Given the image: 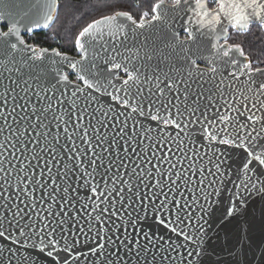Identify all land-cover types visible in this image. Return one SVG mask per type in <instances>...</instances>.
<instances>
[{
    "label": "water",
    "instance_id": "1",
    "mask_svg": "<svg viewBox=\"0 0 264 264\" xmlns=\"http://www.w3.org/2000/svg\"><path fill=\"white\" fill-rule=\"evenodd\" d=\"M5 2L12 3L13 0ZM209 2L210 0L209 10L215 11L216 9L210 8ZM168 5L171 7V3L168 2ZM189 6L195 7L194 0H189ZM198 19L195 11L186 9L178 13L170 12L163 24L154 22L144 29L137 28L128 21V39L123 44L117 43L116 51L128 55V49L136 50L142 46L152 50L154 58L151 61L136 60L135 65L141 67L146 75H151L152 69H156L161 78L163 72L171 71L175 76V70H179L182 78L188 79L187 71L191 61L195 60L196 66H191L195 80L193 87L214 93L215 85L220 79L226 83L229 79L228 67L219 59L213 62L212 47L226 22L222 18V23L213 33L207 28L202 29L197 23ZM56 21L57 19L48 28L40 27L32 33H27L22 28L21 37L29 44L26 41L27 36L49 31ZM7 23V20L0 22V29L6 31ZM189 29L198 37L195 42L187 40ZM232 31L247 33L249 30L238 32L229 27V44ZM173 33L177 34L178 40L186 43L185 49L177 48L172 51L164 48L162 38H170ZM105 39L110 38L106 36ZM220 43H223V40ZM30 45L40 48L34 44ZM109 47L111 48V45ZM41 49H48L44 67L49 71L59 70L67 74L71 84H57L53 76H46L41 81L30 79L31 87L28 88L23 81L30 76L35 77L37 73L17 62L15 65L10 64L9 68L21 69L19 74L11 72V80H17L18 86L10 82L9 72L0 68V169H3L0 171V231L4 232V236H0V264H264V194H257L254 190L246 191L244 187V182L249 176L253 177L255 183V175H259L261 181H264V175H260L257 169L245 175L243 165L246 155L243 149L220 146L214 154L212 148L217 146L210 148L207 141L196 131L189 137L179 129L152 121L147 112L145 116H139L132 113L130 108L125 110L110 96L87 89L81 81H72V77L77 74L68 67V61L81 60V53L77 49L75 55L63 53L57 48ZM157 49H163L166 60L156 53ZM53 50L59 51L62 56H55ZM63 57H67L68 61ZM105 58L107 57H101ZM120 59L118 56L117 60ZM240 59L243 60V57ZM249 59L251 60L250 57ZM97 63L101 73H104L105 68L111 67L110 64L104 65L100 60ZM132 67L133 65L129 64V68ZM213 67L217 68V73L210 71ZM200 72L204 73L203 77H200ZM116 75L119 78L113 83L118 90L127 75L122 70H117ZM6 86L12 89L7 99ZM77 86L82 92L73 97L72 92ZM141 87L145 96H148L147 88L152 87L155 91L154 86L150 84H143ZM161 87H164V84H161ZM45 88L51 91L47 93V98L40 100L35 93L40 92L43 95L41 90ZM107 91L115 94L111 87ZM120 94L123 95L122 92ZM72 100H75L78 106L75 109L72 108ZM50 102L53 107L47 113L48 119L44 121L48 124V129L41 126L33 131L29 127V123L35 121L31 113L32 106L43 109ZM81 109H86L89 118L80 123L87 129L91 146L97 152L107 149L108 144L95 138V129H99L101 137L107 133V139L110 141L121 127L124 128V138L117 137L119 142L109 149L110 158L117 164L119 159L124 160L127 170L121 168L120 174L133 186V192H140L141 197L147 192V196L154 199L152 192L158 190L145 188L143 184L138 189L134 187L137 183L132 174L134 168L142 175L144 172H152L155 179H160L156 175L158 172H172V178L175 179L174 174L180 171V163L187 169L189 159L193 160L194 168L211 169L215 173V164L219 157L222 161L220 174L211 175L205 171L193 176V182L188 189L195 192L194 196L186 188L174 187L167 197L169 201L175 197L181 205L185 202L191 204L189 209L181 213L182 216H189L191 223L186 221L179 227L199 242V248L196 243L185 241L183 236L177 237L170 229L159 225L161 217L153 212L152 199H144L141 204L138 198L126 196L121 204L120 197L114 195L110 197L112 203L106 204L93 198L85 184V181H90L91 178H82L80 170L75 167L74 156L78 149H89L90 155L92 148L80 141L82 129H77L76 135L70 140L63 132V122L58 129L57 123L52 120L53 112L63 115L65 120L69 119L67 113L73 112L74 124L75 116L80 114ZM103 112H107L106 117L101 116ZM21 117H31V120ZM125 121L126 123H122ZM25 128H28V131H25ZM44 131H48V143H45L44 136H37V132ZM69 131H72L71 127ZM57 134L59 140L53 139ZM37 139L39 143H36ZM221 153L223 155H220ZM185 155L188 159L184 158ZM174 163L177 168L171 169L170 165ZM136 165H139V168H136ZM182 175L187 177L191 173ZM201 175L208 178L204 180L203 185L206 188V198L198 190ZM110 176L111 173L104 179L107 181ZM144 179L155 182L152 177L145 176ZM209 180H215L211 187H207ZM91 182L100 183V176L97 175ZM127 186L117 182V187H125L126 193ZM108 187L111 188L112 185L109 183ZM164 191L168 192L167 186H164ZM180 192H183V195H180ZM159 199L164 200L165 197L160 195ZM193 199L197 200L198 204H192ZM156 206H159V200L156 201ZM169 207L174 213V205L169 204ZM232 208L237 211L228 216L227 212ZM44 217H47L46 222L56 229L53 237L45 239H55L58 243L54 248L48 247L41 252L39 249L43 245L39 239L21 236L17 225L23 226L26 219L39 220ZM40 226L43 227V224ZM33 244H36L35 248L32 247ZM100 245H103V248ZM48 251H52L53 255L48 256ZM189 251L193 252L191 257L187 255ZM196 252H199L198 256Z\"/></svg>",
    "mask_w": 264,
    "mask_h": 264
},
{
    "label": "snow or ice",
    "instance_id": "2",
    "mask_svg": "<svg viewBox=\"0 0 264 264\" xmlns=\"http://www.w3.org/2000/svg\"><path fill=\"white\" fill-rule=\"evenodd\" d=\"M215 3L218 8L215 11H210L208 0H194V8L189 6V0H172L171 7H169L167 0H155V3L151 5V13L144 11L139 20L135 19L128 11H113L111 14H104L100 8L90 9L89 16L80 25L74 39L75 48L81 53V60L68 61L67 57H63V59L68 61V67L77 74V80L81 81L87 89L110 96L125 110L130 108L132 113L139 116H145L147 112L152 121L162 122L166 127L172 126L179 129L189 137L193 131H196L199 136L207 141L210 148L213 145L217 146L212 148L214 154L220 146L228 149H243L246 155V162L243 165L245 175L253 173V169L259 170V174L264 175V66L254 67L253 62L245 54L240 44L228 43L229 27L239 32L250 30L255 24L259 29L264 30V0H215ZM73 7L75 5L72 0H67L66 8L71 10ZM59 9V0H13L12 3L0 0V22L8 21L5 24L7 30L0 29V68L9 72V80L12 84L18 85V81L11 80V72L14 71L19 74L21 69L19 67L10 69L9 65H15L17 62L37 73L35 77L30 76L29 79L23 81V84L28 88L31 87L29 85L30 79L41 81L46 76H53L57 84L60 82L71 84L67 74L59 70L49 71L48 68L44 67L48 49L36 48L26 44L21 37L22 28L27 33H32L40 27L48 28L58 18ZM186 9L195 11L199 17L197 23L200 24L201 28H207L213 33L216 32V27L222 23V18L226 22L220 34L216 36V43L212 47L214 49L213 62L219 59L228 67L229 79L227 83L220 79L215 85L216 91L214 93L211 90L206 92L201 91L199 87H193L195 80L191 66H196L195 60L191 61V66L187 71L188 79H183L179 70H175V76L172 75L171 71L163 72V78H161L156 69H152L151 75H146L141 67L135 65L136 60L151 61L154 58L152 50L142 46L136 50L128 49V55L116 51L117 43L123 44L128 39L126 22L130 21L133 26L144 29L148 24L154 22L163 24L170 12L178 13ZM93 12H99V18H96L92 14ZM76 19L79 20L80 17H76ZM106 36L110 39L106 40ZM162 39L164 48L172 51L177 48L183 50L187 47L184 41L178 40L175 33L170 38L163 37ZM197 39L198 37L192 30H187L188 41L195 42ZM221 40L223 43H220ZM53 53L55 56H62L59 51L53 50ZM89 53H91V57H89ZM156 53L165 60L167 59L163 49H157ZM102 56L107 58L101 59ZM118 56L121 57L119 61L117 60ZM240 57H243V60ZM98 60L104 65L110 64L111 67L105 68L104 73H101ZM53 63L56 62L53 61ZM259 63L264 64V61ZM129 64H132L133 67L129 68ZM117 70H122L127 75V79H123L122 86L118 90L115 89L113 83L119 78L116 75ZM210 71L217 73V68L213 67ZM203 76L204 73L200 72V77ZM210 79H215V77H210ZM143 84L153 85L155 91L149 87L147 88L148 96H145L141 87ZM161 84H164V87H161ZM109 87L114 89L115 94L107 91ZM22 90L24 89L22 88ZM11 91L12 89L9 87H5V99ZM41 91H43V95L40 92H36L35 95L43 100L47 98V93L51 89L45 88ZM78 92H82L79 86L72 92V96L76 97ZM121 92L123 95L120 94ZM150 97L152 98L150 99ZM71 103L72 108L78 107L75 100H72ZM52 107L51 102L43 109L32 106L31 113L35 117V121L29 123V127L33 131L41 126L48 129V124H45L44 121L48 119L47 113L52 110ZM153 109H155L154 113ZM67 115L69 119L65 120L63 115H57L53 112L52 120L57 123V128L59 129L60 123L63 122L65 125L63 132L70 140L76 135L77 129H82V134L79 136L80 141L87 143L92 148L88 131L80 123L89 118L86 109H81L80 114L75 116L76 122L74 124L72 117L75 114L68 112ZM106 115L107 112L101 113V116L106 117ZM21 119L31 120V117H21ZM122 123H126V121ZM113 126L115 127V125ZM70 127L72 128L71 132L69 131ZM25 131H28V128H25ZM95 131L97 133L95 138L102 143H107L108 148L102 152H97L92 148L90 155L89 149H78L74 153L75 167L80 170L82 178H91L90 181H85V184L93 198L99 203L106 204L112 203L110 197L114 195L120 197L121 204L124 203L126 196L138 198L141 204L144 199H152L147 196V192L144 193L143 197L140 196L139 191L133 192V186L124 180L123 175L120 174L121 168L127 170V165L123 159H119L117 164L110 158L109 149H112L119 142L117 137L119 139L124 138V128L121 127L110 141L107 139V133L101 137L99 129H95ZM41 135L45 137V143H48L46 139L48 131L37 132L38 137ZM53 139L59 140V134ZM36 143H39L38 139ZM73 147H76L75 141H73ZM43 150L42 148L41 151ZM184 158L188 159L187 155ZM178 163L180 162L178 161ZM221 163L222 161L218 157V162L215 164L216 172L213 173L211 169L194 168L193 160L189 159L187 169L180 163V171H176L174 174L175 179L172 178V172H158L156 175L160 179H155L152 172H144L142 175L141 172H136L134 168L132 174L137 180L134 187L138 189L143 184L145 188L158 190L152 192L154 198L152 199V210L161 217L158 221L159 225L165 229H170L177 237L183 236L185 241L196 243L197 248H199V242L194 237L184 233L183 228L179 227L186 221L191 223L189 216L181 215L182 212L191 207V204L185 202L181 205L175 197L169 201L167 199L168 193L172 192L174 187L176 189L181 187L188 189V186L193 182V176L198 173L202 174L207 171L211 175L220 174ZM135 167L139 168V165ZM170 167L176 169L177 164H171ZM89 168L91 171H88ZM186 172L191 173V175H187V177L182 175ZM109 173L111 176L106 181L104 177L108 176ZM97 175L100 176V183L91 182L96 179ZM145 176L152 177L155 182L145 181ZM205 179L208 178L203 175L200 176L198 190L206 198V188L203 186ZM169 180L171 183H168ZM255 181L253 183V177L249 176V179L244 182L245 190H254L257 194H264V181L259 179V175H255ZM117 182L121 185H128L127 193L125 187H117ZM109 183L112 185L111 188L108 187ZM214 183L215 180H209L207 187H211ZM164 186H167L168 192L164 191ZM188 190L192 192L193 196L195 195L192 189ZM179 194L183 195V192ZM160 195H163L165 199L160 200ZM157 200H159L158 207L156 206ZM169 204L174 205V213ZM192 204H198V201L193 199ZM102 211H107V209H102ZM236 211V208H232L227 212V215L232 216ZM14 215H18V213H14ZM25 217H27V213H25ZM46 221L47 217L39 220L33 218L26 219L23 226L17 225L20 228L21 236L39 239L40 244L43 245L39 249L41 252L48 247L54 248L58 243L55 239H45L46 237H53L56 231ZM41 224L43 227L40 226ZM0 236H4L3 231H0ZM149 240H151L150 237ZM32 247L35 248L36 244H33ZM100 247L103 248V245ZM47 255L52 256V251H48ZM187 255L191 257L193 252L189 251ZM196 255L198 256L199 252H196Z\"/></svg>",
    "mask_w": 264,
    "mask_h": 264
},
{
    "label": "trees",
    "instance_id": "3",
    "mask_svg": "<svg viewBox=\"0 0 264 264\" xmlns=\"http://www.w3.org/2000/svg\"><path fill=\"white\" fill-rule=\"evenodd\" d=\"M75 7L71 10L66 8L67 0H60V12L55 25L46 32L27 36L26 41L40 48L59 49L63 53L76 54L74 44L75 36L80 25L89 16L90 9L100 8L104 14L113 11H128L139 20L140 15L148 10L155 0H72ZM99 18V12H93ZM76 17H80L79 20ZM231 44H240L248 55L254 67L264 66L259 63L264 61V31L257 25H253L247 33L232 31Z\"/></svg>",
    "mask_w": 264,
    "mask_h": 264
},
{
    "label": "flooded vegetation",
    "instance_id": "4",
    "mask_svg": "<svg viewBox=\"0 0 264 264\" xmlns=\"http://www.w3.org/2000/svg\"><path fill=\"white\" fill-rule=\"evenodd\" d=\"M209 6L211 9H217L218 8V5L215 3L214 0H210L209 2ZM232 36V35H231ZM231 39V38H230Z\"/></svg>",
    "mask_w": 264,
    "mask_h": 264
},
{
    "label": "built area",
    "instance_id": "5",
    "mask_svg": "<svg viewBox=\"0 0 264 264\" xmlns=\"http://www.w3.org/2000/svg\"><path fill=\"white\" fill-rule=\"evenodd\" d=\"M149 13H151V11H149ZM72 81L75 83H79L80 81L77 80V76H73L72 77Z\"/></svg>",
    "mask_w": 264,
    "mask_h": 264
},
{
    "label": "rangeland",
    "instance_id": "6",
    "mask_svg": "<svg viewBox=\"0 0 264 264\" xmlns=\"http://www.w3.org/2000/svg\"><path fill=\"white\" fill-rule=\"evenodd\" d=\"M169 3H172V0H167ZM146 11H148V10H146ZM149 12V11H148Z\"/></svg>",
    "mask_w": 264,
    "mask_h": 264
}]
</instances>
